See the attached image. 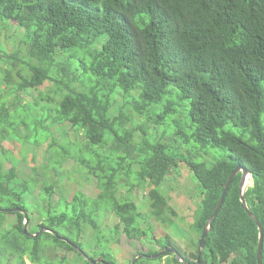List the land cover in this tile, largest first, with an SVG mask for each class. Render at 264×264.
<instances>
[{"label": "trees", "instance_id": "16d2710c", "mask_svg": "<svg viewBox=\"0 0 264 264\" xmlns=\"http://www.w3.org/2000/svg\"><path fill=\"white\" fill-rule=\"evenodd\" d=\"M11 21L24 35L6 51ZM46 84L52 95L40 98L55 105L51 125L76 135L55 156L73 157L98 194L54 204L53 184L22 178L0 160V264H132L142 255L135 264H182L164 252L169 246L198 264L200 239L238 165L252 174L246 200L264 228V0H0V143L24 141L22 127L35 144L51 136L52 111L20 104ZM152 126L162 129L153 141ZM209 147L227 158L193 159L190 150L206 155ZM182 165L201 191L190 254L169 235L156 236L178 217L161 187ZM241 179L212 223L201 264H258L259 229L242 205ZM38 188L41 205L33 207ZM136 188L148 190V215L132 198ZM34 209L43 221L29 232L58 237L24 234L19 210L31 225ZM108 215L118 223L106 232L100 219ZM120 234L150 249L122 261L108 248ZM49 247L74 253V261L48 256ZM262 256L264 264V242Z\"/></svg>", "mask_w": 264, "mask_h": 264}, {"label": "rangeland", "instance_id": "374dc122", "mask_svg": "<svg viewBox=\"0 0 264 264\" xmlns=\"http://www.w3.org/2000/svg\"><path fill=\"white\" fill-rule=\"evenodd\" d=\"M16 27L17 23L11 21L10 28L8 29L9 38L5 41L4 45L6 51L12 49L16 50L17 45L23 38L24 31L21 29L17 30ZM56 77L60 78V76ZM52 88H54L53 85L46 84L40 91L33 92L32 95L22 96L23 101L20 103L22 105H33L35 102H38V105L44 111H52V114L49 113V118L46 119V124L50 127L51 136H48L41 144H35L29 140V137L32 135L30 130L22 127L20 128V133L24 141H19L17 139L12 140L13 142L6 140L0 143V160L4 162L5 169H10L13 166H16L19 176L22 178L36 176L40 178V180H47V182L53 184L55 192L52 201L54 204L58 203L61 198L70 202L78 192H83L88 196L96 197L98 189L94 180L86 178L84 176L85 173L79 172V165L76 160L71 156H67L66 159H64L63 155L58 159L55 156L56 149L63 154L61 146H69L71 142H75L76 135L71 127L64 128L51 125L54 118L55 105L41 100L40 95L41 93L52 95L50 94ZM29 123L31 124V122ZM63 129H66L67 134L63 133ZM161 131V128L158 129L153 126L151 127L149 135L152 137V141L159 137ZM79 139L83 141L82 136ZM140 141L141 140L138 139L139 143ZM168 141V138L164 140L166 143H168ZM50 145H52L53 148H51ZM112 147H114V145L113 142L110 141L109 145L103 152L107 153ZM204 152L197 155V153L190 150V153L194 156L193 159L205 161L210 164L216 160L226 159L228 156V152L220 149H213L211 147H209L206 155ZM190 157L191 155L187 156L188 159H190ZM197 182L198 181L193 177L190 170L182 165L179 172L172 171V173L167 176L161 187L162 194L168 198L170 206L176 211L178 217L174 219V224L172 226H158L156 228V236L161 237L169 235L178 243L179 247L188 254L196 252L190 242L198 239V234L192 230L201 201V191ZM252 182V178L250 177L248 185L251 186ZM120 189L121 195H128L126 188L121 187ZM147 194L148 190L145 188H136L135 191L132 192V198L143 215H148V212L150 211ZM40 199V189L38 188L30 196L29 203L33 207L40 206ZM3 207H6V205H3ZM42 207H44L43 211L45 212L46 208L43 204ZM32 215L33 222L28 226L29 231L35 230L36 226L40 225L43 221L41 214L38 213L36 209L33 210ZM11 221L15 222L16 219L13 217ZM100 221L102 229L106 232H109L118 223V219L113 215L102 216ZM110 239L111 241L108 248L111 249L122 261L131 260L139 253H145L150 249L139 241L129 240L123 234H120L119 236L111 235ZM86 250L91 256H93L91 248L87 247ZM47 255L52 257L56 256L59 260H62L64 256H67L72 262L75 258L74 253H67L64 249L53 251L50 247L48 248ZM166 259L167 258H165L164 261H166ZM27 263L32 264L30 261ZM2 264L7 263L3 260Z\"/></svg>", "mask_w": 264, "mask_h": 264}, {"label": "water", "instance_id": "95a60500", "mask_svg": "<svg viewBox=\"0 0 264 264\" xmlns=\"http://www.w3.org/2000/svg\"><path fill=\"white\" fill-rule=\"evenodd\" d=\"M239 173H242V179H241V184H240V187H241V202H242V205L244 207V209L247 211V213L249 214V216L256 222L257 226H258V229H259V245H258V255H257V258H258V264H263V261H262V253H263V242H264V228L262 226V224L260 223V221L258 220V218L252 213V211L249 209V206L247 204V200H246V192L248 190V188L250 187L248 185V178L249 176H251L252 178V174L249 170H247L246 168H244L243 166L241 165H238L237 168L235 169V171L232 173L231 177L229 178L228 182L226 183L225 185V189H224V192H223V195L215 209V212L214 214L212 215V217L209 219L208 221V225L207 227L205 228L204 232H203V235H202V238L200 239V246H199V257H198V264H201V256H202V251L203 249L205 248L206 246V239H207V236L209 234V232L212 230V223L215 221L219 211L221 210L222 208V205L228 195V192L233 184V181L234 179L236 178V176L239 174ZM253 184V182H252ZM20 212H22L25 216V223H24V227H23V232L26 236L28 237H32V238H38L41 234L45 233V232H49V233H53L55 234L57 237H58V234L56 232H53L51 231L50 229H40L36 234H33V233H30L29 230H28V225H29V215H28V212L25 211V210H19ZM73 247L80 253L83 255V257L89 261H91L87 255L83 252L82 249H80L79 247H77L76 245L72 244ZM164 252H170V253H173L177 260L180 261L182 264H188L184 257L182 256L181 252L176 249L175 247L173 246H169L165 249ZM141 257H144L143 255L142 256H139L137 257L132 264H135L136 261L141 258ZM103 260L101 258H99L97 261H94V263L96 262H102Z\"/></svg>", "mask_w": 264, "mask_h": 264}, {"label": "bare ground", "instance_id": "6f19581e", "mask_svg": "<svg viewBox=\"0 0 264 264\" xmlns=\"http://www.w3.org/2000/svg\"><path fill=\"white\" fill-rule=\"evenodd\" d=\"M250 177H251V176H249V178H248V184H249V182H250ZM201 262H202V261H201Z\"/></svg>", "mask_w": 264, "mask_h": 264}]
</instances>
